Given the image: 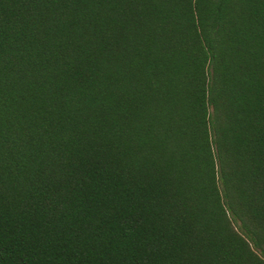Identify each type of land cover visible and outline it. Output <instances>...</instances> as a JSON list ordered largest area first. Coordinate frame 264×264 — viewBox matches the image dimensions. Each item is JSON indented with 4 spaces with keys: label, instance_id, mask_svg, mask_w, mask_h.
Returning a JSON list of instances; mask_svg holds the SVG:
<instances>
[{
    "label": "trees",
    "instance_id": "obj_1",
    "mask_svg": "<svg viewBox=\"0 0 264 264\" xmlns=\"http://www.w3.org/2000/svg\"><path fill=\"white\" fill-rule=\"evenodd\" d=\"M0 264H264V0H0Z\"/></svg>",
    "mask_w": 264,
    "mask_h": 264
}]
</instances>
